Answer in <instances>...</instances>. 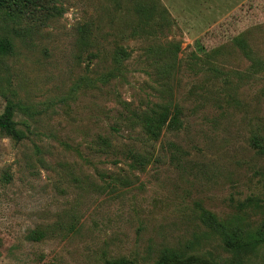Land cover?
<instances>
[{
	"label": "rangeland",
	"instance_id": "obj_1",
	"mask_svg": "<svg viewBox=\"0 0 264 264\" xmlns=\"http://www.w3.org/2000/svg\"><path fill=\"white\" fill-rule=\"evenodd\" d=\"M28 7L0 12V114L24 134L0 131V264H151L190 241L264 264V245L233 257L199 218L264 231V0ZM154 103L179 108L181 127L145 135L133 111Z\"/></svg>",
	"mask_w": 264,
	"mask_h": 264
},
{
	"label": "trees",
	"instance_id": "obj_2",
	"mask_svg": "<svg viewBox=\"0 0 264 264\" xmlns=\"http://www.w3.org/2000/svg\"><path fill=\"white\" fill-rule=\"evenodd\" d=\"M28 5L36 7L37 0H0V12H6V15H12L13 12H26L29 10ZM42 6V5H41ZM138 11L141 18L149 19L151 17V9L147 6H140ZM177 45L170 50V55L175 58ZM11 42L6 39H0V54L10 52ZM124 51V50H123ZM181 113L179 108L171 109L164 104L154 103L151 107L133 115L138 121L141 130L151 139H157L161 130L174 131L181 127ZM0 131L9 135L15 141H21L24 134L16 127L13 119L12 108L7 105L2 114H0ZM253 144L263 149L260 137L253 138ZM133 153V161L141 167L145 165L148 159L136 152ZM247 202V200L245 201ZM240 207L242 205L240 204ZM199 218L201 223L206 226L211 234H218L221 237L222 248L233 257H240L256 251L255 249L264 245V231L257 230L254 232L247 231L241 226H236L234 219H222L214 213L200 208ZM33 240H40L42 232L36 230L30 235ZM194 242L190 241L184 246H164L158 253L156 259L151 264H222V259H216L210 251H201L193 247ZM104 264H132L127 258L107 260Z\"/></svg>",
	"mask_w": 264,
	"mask_h": 264
}]
</instances>
